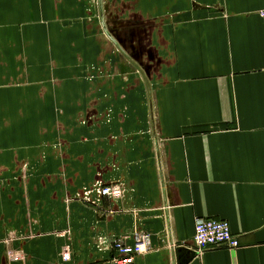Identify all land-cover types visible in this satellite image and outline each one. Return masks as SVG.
Instances as JSON below:
<instances>
[{
	"label": "crops",
	"instance_id": "0c3cea01",
	"mask_svg": "<svg viewBox=\"0 0 264 264\" xmlns=\"http://www.w3.org/2000/svg\"><path fill=\"white\" fill-rule=\"evenodd\" d=\"M262 9L0 0V264H112L136 233L134 264H264ZM200 217L239 247L196 252Z\"/></svg>",
	"mask_w": 264,
	"mask_h": 264
},
{
	"label": "built area",
	"instance_id": "2783aa9c",
	"mask_svg": "<svg viewBox=\"0 0 264 264\" xmlns=\"http://www.w3.org/2000/svg\"><path fill=\"white\" fill-rule=\"evenodd\" d=\"M259 15L264 18V9L259 12ZM124 195V185L120 182H113L99 183L92 188H86L79 198L97 205L104 198L117 200L123 198ZM133 240L132 243H129L127 238H117L113 241L112 264H134L137 256L145 252L148 238L136 233ZM194 243L196 252L200 253L210 247L223 245L237 248L240 245V239L232 231L229 221L200 217L195 223Z\"/></svg>",
	"mask_w": 264,
	"mask_h": 264
},
{
	"label": "water",
	"instance_id": "95a60500",
	"mask_svg": "<svg viewBox=\"0 0 264 264\" xmlns=\"http://www.w3.org/2000/svg\"><path fill=\"white\" fill-rule=\"evenodd\" d=\"M197 254V253H196Z\"/></svg>",
	"mask_w": 264,
	"mask_h": 264
}]
</instances>
